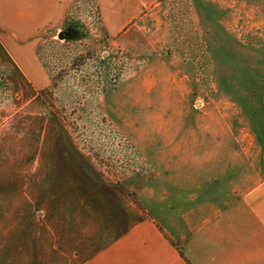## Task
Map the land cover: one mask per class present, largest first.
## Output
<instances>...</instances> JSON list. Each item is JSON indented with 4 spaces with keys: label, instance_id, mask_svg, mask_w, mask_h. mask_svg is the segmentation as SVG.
<instances>
[{
    "label": "rangeland",
    "instance_id": "374dc122",
    "mask_svg": "<svg viewBox=\"0 0 264 264\" xmlns=\"http://www.w3.org/2000/svg\"><path fill=\"white\" fill-rule=\"evenodd\" d=\"M219 1L217 16L200 0L167 2L173 42L162 50L171 77L146 78L125 49L97 40L82 6L53 34L58 43L44 46L54 66L48 90H35L0 44V264H63L68 245L97 244L99 236L83 237L86 228L105 231L106 244L115 240L120 193L138 200L131 183L146 184L163 143L209 131V117L230 119L236 158L259 150L241 139L252 136L239 104L254 89L264 102V0ZM65 30L74 41L60 39ZM232 45L240 53L234 60ZM247 56L249 69L239 61ZM161 177L155 173L156 184ZM24 186L26 200H4L14 191L19 199Z\"/></svg>",
    "mask_w": 264,
    "mask_h": 264
},
{
    "label": "crops",
    "instance_id": "0c3cea01",
    "mask_svg": "<svg viewBox=\"0 0 264 264\" xmlns=\"http://www.w3.org/2000/svg\"><path fill=\"white\" fill-rule=\"evenodd\" d=\"M168 1L87 0L84 8L78 0H0L3 55L33 81L35 90H48L54 66L50 70L44 46L58 43L53 34L82 6L92 15L97 40L125 49L141 62L139 71L146 78L171 77L162 50L173 42ZM210 1L200 0L216 15L221 2ZM176 75L187 77L180 70ZM145 83L153 87L147 79ZM250 100L239 106L252 137L241 139L259 145L257 152L244 148L236 158L226 117H209V131L181 133L177 146L163 143V158L148 170L146 184L131 183L138 200L125 199L122 192L116 200L115 240L106 244L105 231L94 234L86 228L83 237L99 236L97 244L92 246L88 238L80 249L68 245L63 264H264V102ZM188 124H193L191 118ZM160 172L156 184L155 173ZM23 189L19 199L14 191L5 192L4 200H26ZM34 198L38 200L37 192Z\"/></svg>",
    "mask_w": 264,
    "mask_h": 264
},
{
    "label": "trees",
    "instance_id": "16d2710c",
    "mask_svg": "<svg viewBox=\"0 0 264 264\" xmlns=\"http://www.w3.org/2000/svg\"><path fill=\"white\" fill-rule=\"evenodd\" d=\"M232 39V38H231ZM234 40L232 39V41L231 42H233ZM233 44L235 45V44H237V43H235V42H233ZM226 44L225 43H223L222 44V51L223 52H225L227 49H226V46H225ZM234 45H232L233 47H230V60H232L233 58L235 59V58H238L236 55H238V54H240V53H238L239 52V50L238 49H236L235 47H234ZM233 51H234V53H233ZM248 56L245 58V57H242V58H239V61H240V63H241V65L244 67V68H246V69H249V67H248V64H247V62H248ZM233 59V60H234ZM245 59H247V60H245ZM258 58H256V59H251L252 61H262V60H260V59H258ZM258 79H259V83H260V85H261V83H264V80L260 77V75L258 74ZM259 93H258V91L257 90H252V94H250V96L249 95H246V96H244V97H242V99L244 100H249V99H259Z\"/></svg>",
    "mask_w": 264,
    "mask_h": 264
},
{
    "label": "water",
    "instance_id": "95a60500",
    "mask_svg": "<svg viewBox=\"0 0 264 264\" xmlns=\"http://www.w3.org/2000/svg\"><path fill=\"white\" fill-rule=\"evenodd\" d=\"M72 36H73L72 30H65L59 34L60 39L62 38L70 39Z\"/></svg>",
    "mask_w": 264,
    "mask_h": 264
}]
</instances>
